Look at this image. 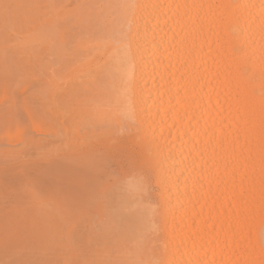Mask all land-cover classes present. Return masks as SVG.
Returning <instances> with one entry per match:
<instances>
[{
	"label": "bare ground",
	"instance_id": "6f19581e",
	"mask_svg": "<svg viewBox=\"0 0 264 264\" xmlns=\"http://www.w3.org/2000/svg\"><path fill=\"white\" fill-rule=\"evenodd\" d=\"M53 22L56 162L123 223L100 264H264V0H58Z\"/></svg>",
	"mask_w": 264,
	"mask_h": 264
},
{
	"label": "rangeland",
	"instance_id": "374dc122",
	"mask_svg": "<svg viewBox=\"0 0 264 264\" xmlns=\"http://www.w3.org/2000/svg\"><path fill=\"white\" fill-rule=\"evenodd\" d=\"M57 3L0 0V264H100L101 233L123 234L118 213L86 203L87 184L56 162Z\"/></svg>",
	"mask_w": 264,
	"mask_h": 264
}]
</instances>
